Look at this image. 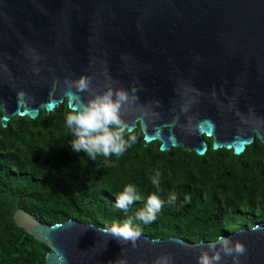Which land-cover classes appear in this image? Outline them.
<instances>
[{
    "label": "water",
    "instance_id": "obj_1",
    "mask_svg": "<svg viewBox=\"0 0 264 264\" xmlns=\"http://www.w3.org/2000/svg\"><path fill=\"white\" fill-rule=\"evenodd\" d=\"M81 76L93 92L137 89L124 118L145 145L202 156L210 139L213 151L239 156L255 139L264 145V0H0L3 128L64 102L70 110L65 80ZM79 95L87 103L91 94ZM13 221L49 249L45 264H152L165 255L197 264L208 244L141 235L133 248L88 223L43 225L24 210ZM225 236L247 246L242 264H264L263 223Z\"/></svg>",
    "mask_w": 264,
    "mask_h": 264
},
{
    "label": "trees",
    "instance_id": "obj_2",
    "mask_svg": "<svg viewBox=\"0 0 264 264\" xmlns=\"http://www.w3.org/2000/svg\"><path fill=\"white\" fill-rule=\"evenodd\" d=\"M69 111L64 102L55 114L40 111L33 120L14 117L5 128L0 124V264H45L49 252L16 227L17 210L43 225L74 220L101 229L122 225L131 216L133 227L150 239L193 244L264 224V145L258 140L235 156L213 151L207 139L208 151L197 156L180 147L160 152L159 143L145 145L136 128V142L120 157L93 160L70 145ZM157 171L159 190L151 182ZM129 184L142 199L125 212L115 200ZM153 193L163 206L145 225L135 214Z\"/></svg>",
    "mask_w": 264,
    "mask_h": 264
},
{
    "label": "clouds",
    "instance_id": "obj_3",
    "mask_svg": "<svg viewBox=\"0 0 264 264\" xmlns=\"http://www.w3.org/2000/svg\"><path fill=\"white\" fill-rule=\"evenodd\" d=\"M38 74L39 69H34ZM67 95L71 101L70 111L66 114V124L71 129L72 139L70 145L76 152L83 151L93 160L98 155L110 157L115 155L120 157L125 151L136 142L134 125L125 118L128 108L134 103L137 89L133 87L131 94L127 90L113 89L109 87L105 91L93 92L92 78L81 76L77 80L66 79ZM73 89L75 91H73ZM80 93H90L87 103H83ZM145 116L147 112L143 113ZM127 135V139L125 136ZM160 172L157 171L151 178L152 184L159 190ZM137 188L129 184L125 186L115 200L117 208L124 210L140 201ZM176 199L175 195L170 196V201ZM163 201L153 193L147 198L144 208L136 212L135 219L142 221L145 225L153 223L157 219ZM102 231L111 235L119 243H131L133 248H137L141 238L139 227H133V217L129 216L122 225H113L104 228ZM248 248L240 240H233L231 237L220 236L203 247L197 257V264H221L226 258H231L233 264H242L241 257L246 256ZM117 264H127L126 259H120ZM140 264H144L143 261ZM152 264H174L171 255L157 257Z\"/></svg>",
    "mask_w": 264,
    "mask_h": 264
}]
</instances>
